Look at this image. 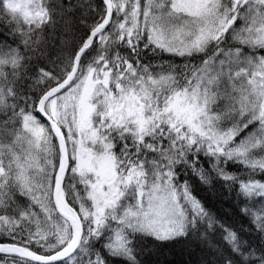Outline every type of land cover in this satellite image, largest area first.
Returning <instances> with one entry per match:
<instances>
[{
	"label": "snow or ice",
	"instance_id": "obj_1",
	"mask_svg": "<svg viewBox=\"0 0 264 264\" xmlns=\"http://www.w3.org/2000/svg\"><path fill=\"white\" fill-rule=\"evenodd\" d=\"M0 264H264V0H0Z\"/></svg>",
	"mask_w": 264,
	"mask_h": 264
}]
</instances>
